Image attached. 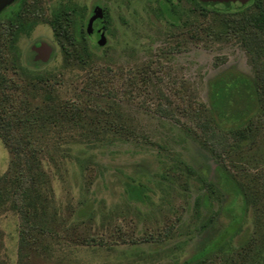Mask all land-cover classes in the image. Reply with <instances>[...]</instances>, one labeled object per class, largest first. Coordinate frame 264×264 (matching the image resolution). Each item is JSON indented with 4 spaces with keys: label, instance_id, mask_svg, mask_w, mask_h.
<instances>
[{
    "label": "rangeland",
    "instance_id": "obj_1",
    "mask_svg": "<svg viewBox=\"0 0 264 264\" xmlns=\"http://www.w3.org/2000/svg\"><path fill=\"white\" fill-rule=\"evenodd\" d=\"M35 1L47 22L17 39V61L0 55V82L9 81L0 104L40 108L48 82L80 117L18 127L9 139L0 131V264H187L228 223L232 201L222 193L204 204L199 178L218 184L220 165L245 184L264 174L263 143L225 153L196 128L209 81L227 71L253 79L240 34H222L212 14L192 12L188 0ZM162 4L175 9L170 19L159 16ZM66 7L82 12L74 17L82 41L70 24L65 37L49 24ZM38 43L51 47L47 56L33 50ZM82 44L89 58L80 63ZM16 136L48 181L36 186L50 205L44 232L23 228L11 205L30 185L13 165ZM127 185L142 195L131 197ZM254 226L248 206L231 249ZM225 254L240 264L234 251Z\"/></svg>",
    "mask_w": 264,
    "mask_h": 264
},
{
    "label": "trees",
    "instance_id": "obj_2",
    "mask_svg": "<svg viewBox=\"0 0 264 264\" xmlns=\"http://www.w3.org/2000/svg\"><path fill=\"white\" fill-rule=\"evenodd\" d=\"M166 1L170 3V0ZM188 2L191 3L192 12H198L197 14L203 16L207 13L212 14L213 23L217 24L222 34H240L254 74L250 80L235 71H227L209 81L207 106L200 105L196 111V128L201 131L205 140L211 141L214 143L213 146L225 153L232 151L242 153L245 149L249 151L255 148L258 143L264 144V0H248L221 10L201 5L196 0ZM37 5L39 3L35 0H22L11 18V23L15 21L13 23L15 29L6 33L0 31L3 46L0 48V55L6 57L4 58L6 62L17 61L12 44L17 33L27 32L36 21L41 20L40 7ZM157 12L164 19H170L175 9L171 5L168 7L162 4ZM75 14L82 18L80 10L74 11L67 7L57 10L53 12L49 24L52 28L59 29V34H66V26L70 24L73 34L82 41L84 37L74 22ZM43 21L47 22L46 19ZM62 22L65 25H62ZM63 36L65 37L64 34ZM67 42L71 44L70 39H67ZM80 51L82 55L76 56L75 59L83 63L89 58L83 44ZM8 82L1 79L0 85L6 87ZM40 82L43 83L42 80ZM30 89L33 90L34 85H31ZM41 91L44 100L40 108L29 107L30 105L22 100L15 107L6 106L11 102L8 98L3 100V105L0 104V131L3 132L4 138L9 139V135L18 127L27 128L29 125L43 122H65L80 117V112L74 104L58 99L57 91L51 83L46 82ZM14 140L15 147L11 149L15 159L13 165L18 166L20 175L23 173L29 176L30 185L29 189L20 193L18 201H11V205L18 213L23 228L30 226L44 232L49 224L47 219L50 205L36 186L38 179L46 184L48 181L45 180L46 177L37 159L26 158L25 148L18 140V136ZM212 151L214 152V149ZM22 156H25L24 169L19 165ZM219 171L218 184L199 178L205 192L202 200L204 204H209L222 193L231 195L232 201L224 208L229 215V221L187 264H214L215 259L222 257L226 260L227 250L234 251L240 264H264V174L259 175L257 182L245 184L234 178L222 165ZM16 175L18 174H15V177ZM5 183V177L0 178V188ZM126 190L131 197L138 198L139 194L142 195L140 187L136 185H127ZM1 193L5 194L6 191L0 189V201ZM248 206L252 207L254 213V230L240 240L237 249H231L230 242L240 233L241 222ZM169 231L170 229L165 230L164 234ZM222 264L229 263L226 260Z\"/></svg>",
    "mask_w": 264,
    "mask_h": 264
},
{
    "label": "flooded vegetation",
    "instance_id": "obj_3",
    "mask_svg": "<svg viewBox=\"0 0 264 264\" xmlns=\"http://www.w3.org/2000/svg\"><path fill=\"white\" fill-rule=\"evenodd\" d=\"M22 0H13L7 4H5L2 8H0V31L6 33V32H9V31H12L14 30V25L13 23H15V21L12 22V17L14 15V12L20 7V2ZM27 3L31 4L29 1H27ZM40 12H41V20L45 19L44 17V11L43 9L40 7ZM93 21V20H92ZM99 22V18L97 17V19L95 20L94 19V23H98ZM34 26V25H33ZM32 26V27H33ZM31 27V28H32ZM30 31V30H28ZM27 31V32H28ZM27 32H22V31H19L17 33V36L15 37V39L13 40L12 44H13V47H14V50L16 51V59L18 60L19 59V55H18V50H17V45H16V42H17V39L21 36V35H25ZM88 32H86L87 34ZM1 40V38H0ZM3 47L1 46V41H0V48ZM4 48L6 49V47L4 46ZM34 58H36L37 56L34 54ZM37 59V58H36Z\"/></svg>",
    "mask_w": 264,
    "mask_h": 264
},
{
    "label": "water",
    "instance_id": "obj_4",
    "mask_svg": "<svg viewBox=\"0 0 264 264\" xmlns=\"http://www.w3.org/2000/svg\"><path fill=\"white\" fill-rule=\"evenodd\" d=\"M13 0H0V8H2L5 4L11 2ZM199 2L201 5L211 7L213 9H226L228 7L244 3L248 0H196ZM94 14L96 16L101 17V12L99 9H95ZM92 21L90 20L88 22V26L90 27L92 25ZM88 27V28H89ZM33 50H35L38 53L39 57L47 56L50 51L51 47H49L45 43H38L37 45L33 46Z\"/></svg>",
    "mask_w": 264,
    "mask_h": 264
}]
</instances>
